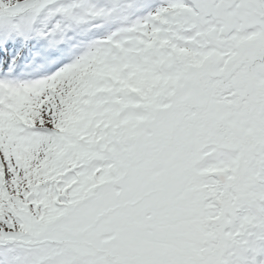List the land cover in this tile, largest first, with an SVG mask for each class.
Segmentation results:
<instances>
[{"label":"snow or ice","instance_id":"snow-or-ice-1","mask_svg":"<svg viewBox=\"0 0 264 264\" xmlns=\"http://www.w3.org/2000/svg\"><path fill=\"white\" fill-rule=\"evenodd\" d=\"M0 0V264H264V0ZM136 17L133 19V17Z\"/></svg>","mask_w":264,"mask_h":264},{"label":"rangeland","instance_id":"rangeland-1","mask_svg":"<svg viewBox=\"0 0 264 264\" xmlns=\"http://www.w3.org/2000/svg\"><path fill=\"white\" fill-rule=\"evenodd\" d=\"M92 3L96 4L97 7H109L110 4H109V0H92ZM160 4V0H152V8H155L157 6H159ZM136 17L134 16L133 19H135ZM99 22H92V23H88L89 24H98ZM85 27L81 28V27H78V29L75 31V30H71L69 33V37H67L65 39V44L69 45L68 44V41H72V40H75V38H78L80 34H85L87 31H88V28H87V25L84 24ZM90 26V25H89ZM116 27V25L114 24H105L103 26V29L102 31H99L96 35L99 36L100 38H92V37H87V36H84V39H82V41L78 42V44H75L76 46L75 49H73L72 51L70 50V54L67 58H65V56H63L65 59H70L71 61H73V59L82 54V52L86 49V47L88 45H90L93 41L95 40H98V39H102L104 38L106 35H108L112 30H114V28ZM96 36V37H97ZM39 44V43H38ZM41 44V43H40ZM44 67V65H43ZM42 66H39L40 69H43ZM2 71H0L1 73ZM3 73V72H2ZM5 75V73H3ZM3 76V75H2ZM14 76L13 74V71H11V77ZM20 77H22V74H19L18 78H15L16 80H19ZM42 77V75H37L36 77H34L33 79H29L27 82H31V81H34V80H38ZM47 76L45 75V78ZM9 78V77H8ZM43 78V77H42ZM10 79V78H9ZM14 81V79L12 80Z\"/></svg>","mask_w":264,"mask_h":264}]
</instances>
